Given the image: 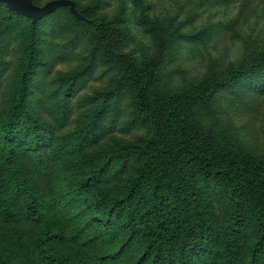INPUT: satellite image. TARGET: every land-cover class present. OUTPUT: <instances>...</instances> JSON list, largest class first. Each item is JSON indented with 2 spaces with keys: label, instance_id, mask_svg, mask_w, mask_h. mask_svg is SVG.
Returning a JSON list of instances; mask_svg holds the SVG:
<instances>
[{
  "label": "trees",
  "instance_id": "16d2710c",
  "mask_svg": "<svg viewBox=\"0 0 264 264\" xmlns=\"http://www.w3.org/2000/svg\"><path fill=\"white\" fill-rule=\"evenodd\" d=\"M109 1L90 0L85 10L100 11ZM9 12L24 23L13 33L20 55L6 88L9 19L0 29V221L34 225L44 264H123L136 252L133 264H240V248L247 264H264V157L237 158L216 121L200 133L192 119L196 108L223 104L255 111L264 88L252 77L264 71V49L246 66L163 93L159 57L138 61L123 52L133 40L123 21L66 14L31 23ZM53 37L63 43L48 49ZM81 47L89 50L78 71L49 80L53 67ZM97 67L119 76L106 93L78 96ZM78 111L85 113L74 131L61 134ZM132 131L144 137L89 151L110 134ZM45 150L49 162L65 158L68 173L56 194L34 189L18 160L30 152L45 172ZM21 263L0 250V264Z\"/></svg>",
  "mask_w": 264,
  "mask_h": 264
},
{
  "label": "rangeland",
  "instance_id": "374dc122",
  "mask_svg": "<svg viewBox=\"0 0 264 264\" xmlns=\"http://www.w3.org/2000/svg\"><path fill=\"white\" fill-rule=\"evenodd\" d=\"M0 2L3 5L0 11V29L2 31L7 26L6 20L9 19L12 31V36L6 43L10 50L6 59L9 63L8 70L6 77L2 79V88H6V81L12 79L16 67L18 68L20 55L13 33L20 32L24 23V20L9 11L29 19L31 23L34 20L10 9L5 1ZM89 2L90 0H38L37 4L31 2V6L42 10L52 4L44 16L57 17V21L66 19V14L78 18L86 14L89 19L101 18L112 24L123 21L133 37L131 44L123 52L138 61H142L144 57H159V85L163 93L190 90L227 67L246 66L264 49V0H143L138 5L131 0H112L102 10L87 13L85 9ZM62 43L56 37L48 39V49ZM88 50L81 47L73 53V58L58 63L48 79L73 75L85 62ZM118 76V69L107 72L97 67L78 96L106 93L113 85V79ZM244 81L248 83L250 79L245 78ZM252 81L264 88V71L259 73V77H252ZM256 105L257 109L247 114L235 106L228 108L224 104L211 111L196 108L192 119L200 133L212 121H216L237 158L264 157V95L259 97ZM91 108L93 107H88V110ZM79 113L80 111L74 113L70 125L61 134L74 131L80 115L85 111ZM142 137V131L110 134L89 151L112 150L125 144H135ZM50 155L49 150L43 151V158L47 160L45 172L39 169L36 158L30 152L22 151L18 160L34 189L56 194L63 190L62 177L68 170L65 158L61 157V160L53 163L49 162ZM224 220L225 213L220 209L216 222L222 225ZM35 230L31 223L10 224L0 221V250L13 251L21 257V264H44L41 255L34 248ZM134 249L130 251L133 252ZM62 252L67 253L65 248ZM136 253L124 258L122 263L133 264L139 252ZM237 256L240 264H247L249 254L245 248L238 249Z\"/></svg>",
  "mask_w": 264,
  "mask_h": 264
},
{
  "label": "water",
  "instance_id": "95a60500",
  "mask_svg": "<svg viewBox=\"0 0 264 264\" xmlns=\"http://www.w3.org/2000/svg\"><path fill=\"white\" fill-rule=\"evenodd\" d=\"M2 1H5L10 9H15L18 13L33 18L34 21L43 17L47 9L52 6V4H49L44 9L38 10L31 6L32 0H2Z\"/></svg>",
  "mask_w": 264,
  "mask_h": 264
}]
</instances>
